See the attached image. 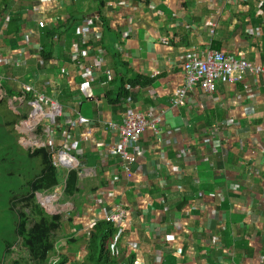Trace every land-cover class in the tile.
<instances>
[{
  "label": "crops",
  "instance_id": "crops-1",
  "mask_svg": "<svg viewBox=\"0 0 264 264\" xmlns=\"http://www.w3.org/2000/svg\"><path fill=\"white\" fill-rule=\"evenodd\" d=\"M263 4L0 0L2 81L63 106L45 142L52 161L65 149L77 164L53 163L60 183L42 194H63L72 217L62 226L72 235L89 234L121 205L133 217L132 228L120 231L121 253L134 254L133 264H264V75L218 83L214 94L195 88L184 105L173 104L189 55L218 50L264 66ZM93 24L100 32L91 36L89 55L72 58L74 45H87L77 28ZM87 66L92 83L82 75ZM106 70L115 79L104 85ZM138 76L148 82L133 84ZM128 104L148 118L164 112L160 133L150 127L143 134L131 178L115 150ZM71 171L79 182L68 196Z\"/></svg>",
  "mask_w": 264,
  "mask_h": 264
},
{
  "label": "built area",
  "instance_id": "built-area-1",
  "mask_svg": "<svg viewBox=\"0 0 264 264\" xmlns=\"http://www.w3.org/2000/svg\"><path fill=\"white\" fill-rule=\"evenodd\" d=\"M227 1L232 3L234 0ZM99 32V27L95 24L87 27L82 25L77 28V33L88 45H90L91 36H93L92 40H94L99 37ZM30 38L31 36L27 35L29 44ZM33 45L34 42L31 46ZM88 51V47L80 49V47L74 45L70 55L74 59H81L89 55ZM24 62L25 59L23 57L18 65H23ZM184 72L185 84L176 91L173 100L175 106L184 105L190 91H193L195 88H201L206 93L214 94L217 91L218 83L239 84L250 74L258 76L264 75V66L253 64L244 56L235 58L227 55L223 51L208 50L205 54L200 55L195 53V55H189V58L184 62ZM105 74V80H103L102 84L107 85L113 82L115 79L114 71L106 70ZM82 75L87 79L88 83L95 81L94 68L92 66H87L82 72ZM1 80L2 77L0 76V81ZM27 90L31 91L32 88L27 86ZM31 103L34 105V112L41 114L40 119H47L48 126L45 132L51 136L53 132L51 127L62 117L63 106L46 94L38 92L35 93ZM163 113L164 112L155 113L148 118L144 112L130 107L129 104L126 106L123 123L118 127L121 138L115 150L120 154L123 171L127 178L133 176L132 163L140 154L139 142L143 134L150 127L153 128L156 133H160L161 125L164 121ZM43 145H47V143L44 142ZM53 163L56 166L73 168L77 164V159L67 150L61 149L55 156ZM53 202L54 201L51 202L52 206H54ZM47 207L49 208L48 205ZM106 220L120 227V230H122L123 227L131 229L133 225L131 213L127 208L121 205H118L113 212L107 216ZM52 264H56V262ZM135 264H140V261H136Z\"/></svg>",
  "mask_w": 264,
  "mask_h": 264
},
{
  "label": "trees",
  "instance_id": "trees-1",
  "mask_svg": "<svg viewBox=\"0 0 264 264\" xmlns=\"http://www.w3.org/2000/svg\"><path fill=\"white\" fill-rule=\"evenodd\" d=\"M101 18L107 23L108 18L102 14ZM48 33L49 35L53 34L52 32ZM86 47H88V44ZM131 82L133 84H136V82L147 83L148 80L138 76V78ZM7 83H9L7 79L6 81L1 80L0 90L3 87L7 90L6 93L10 97H15L19 94L25 95L30 99L34 98V91H27L25 88H22L21 92H16V90L14 91ZM125 94H128V92L125 91ZM1 96L2 94L0 92V106L5 101ZM23 117H26V115H23ZM16 123L17 121L14 124ZM39 128L41 132L43 129L42 126ZM23 151L30 158L42 159L39 174L26 182L27 187H29L27 191L24 193H14L10 199L12 204L11 209L16 213V237L22 239L23 245L29 250L32 261L35 264H46L50 257L56 254V259L54 261L56 264H133L134 254L128 253L126 258L121 253V242L123 237H121L122 233H120V227L107 220L97 221L93 229L90 230V233L85 234L81 238L71 235L67 242L69 244V248L67 247L68 250L64 253L57 252L58 243L55 241V232L63 225L62 216L58 214H48L46 210L37 203L36 199L38 193L49 191L57 186L60 183L61 175L53 165L52 156L47 146ZM78 182L79 178L77 172L71 171L67 177L64 192L68 196L71 195L73 190L77 188ZM23 201L25 205L30 208V212H27L26 208L20 206L16 210L17 204ZM17 242L13 244L9 243L6 249L9 248V250H11ZM82 250L85 251L83 252L84 254L81 253ZM123 257L125 258L122 259Z\"/></svg>",
  "mask_w": 264,
  "mask_h": 264
},
{
  "label": "rangeland",
  "instance_id": "rangeland-1",
  "mask_svg": "<svg viewBox=\"0 0 264 264\" xmlns=\"http://www.w3.org/2000/svg\"><path fill=\"white\" fill-rule=\"evenodd\" d=\"M23 88L27 90L26 86ZM17 97L18 99L6 98L0 106V264H35L29 250L23 245L22 239L16 237V213L11 209L10 199L14 193L26 192L29 188L26 182L40 172L42 159L30 158L23 150L39 148L45 142L46 136L50 139L51 136L45 132L48 126L46 118L40 119L30 131H26L23 123L30 119L34 112V105L25 99V95ZM25 113L27 117L24 118L22 116ZM16 121L17 123L14 124ZM39 125L44 128L41 132L40 128L38 129ZM54 193L55 191L48 194L40 193L42 195L39 194L36 201L48 214L61 215L62 222L66 223L72 217V214L68 212L70 205L66 204L62 193L60 197ZM48 197L53 198L54 201L52 210L45 201ZM19 206L30 212V208L25 205L24 201L17 204L16 210ZM71 235L68 228L62 226L55 232V241L65 244ZM14 242L17 244L11 250L6 249L9 243ZM68 248L57 244L58 253H64ZM55 259L56 254L52 255L46 264H52Z\"/></svg>",
  "mask_w": 264,
  "mask_h": 264
},
{
  "label": "bare ground",
  "instance_id": "bare-ground-1",
  "mask_svg": "<svg viewBox=\"0 0 264 264\" xmlns=\"http://www.w3.org/2000/svg\"><path fill=\"white\" fill-rule=\"evenodd\" d=\"M39 108V107H38ZM37 108V111H38ZM41 118V114H39L38 112H33V115L30 119H27L24 123L23 126L26 129V131H30L31 128L40 120ZM29 128V129H28ZM53 201V198L48 197L46 199V202H48L47 204L50 206L51 210L53 209V206L51 204V202Z\"/></svg>",
  "mask_w": 264,
  "mask_h": 264
},
{
  "label": "clouds",
  "instance_id": "clouds-1",
  "mask_svg": "<svg viewBox=\"0 0 264 264\" xmlns=\"http://www.w3.org/2000/svg\"><path fill=\"white\" fill-rule=\"evenodd\" d=\"M0 86H1V84H0ZM27 117V116H26ZM31 118V117H30ZM58 122V121H57ZM58 125V123H56L55 125H53L52 127H51V130H53V128L55 127V126H57ZM41 125H39L38 126V129H39V127H40ZM42 128H43V126H42ZM42 130H44V128L42 129ZM43 146H47V145H42L41 147H43Z\"/></svg>",
  "mask_w": 264,
  "mask_h": 264
},
{
  "label": "water",
  "instance_id": "water-1",
  "mask_svg": "<svg viewBox=\"0 0 264 264\" xmlns=\"http://www.w3.org/2000/svg\"><path fill=\"white\" fill-rule=\"evenodd\" d=\"M40 195H42V194H40Z\"/></svg>",
  "mask_w": 264,
  "mask_h": 264
}]
</instances>
